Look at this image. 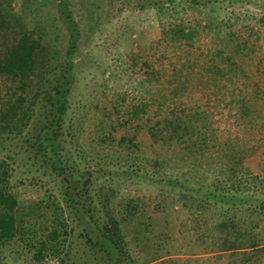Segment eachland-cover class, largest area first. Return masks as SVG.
<instances>
[{"label":"rangeland","instance_id":"1","mask_svg":"<svg viewBox=\"0 0 264 264\" xmlns=\"http://www.w3.org/2000/svg\"><path fill=\"white\" fill-rule=\"evenodd\" d=\"M38 1L40 8L32 11L31 18L35 20L42 14V7L50 11L52 44L61 51L67 37L66 26L56 13L53 0ZM157 1L161 0H67L80 30L75 57L77 82L64 125L65 144L71 148L68 156L72 157L68 165L75 172L84 173L78 180L81 194L80 204L74 210L77 215L70 214L65 206L60 194L63 190L60 176L49 170L47 173L35 170L28 153L16 156L10 177V184L22 198L52 195L64 205L66 214L72 215L69 223L73 233L67 243L66 251L70 255L67 264H105V251L91 246L87 240L95 233L86 234L83 228L86 226L90 232L95 224L90 214L104 218L106 209L102 196L110 188L116 191L115 204L134 198L140 207L146 208L147 215L157 216L159 220L167 216L159 205L163 182L153 176L171 178L177 193H191L193 189L196 196L220 199L224 208L235 202L247 206L264 199V193H259L264 184L261 179L254 178L257 168L242 169L240 166L239 174H232L236 179L242 176L239 179L242 187L236 190L233 184L238 185V182L228 177L227 166L231 160L218 150L210 154L209 158L216 161L206 171L199 163L180 166L177 161L182 162L179 157L184 153L178 145L166 154L160 148L158 152L167 157L168 167L157 170V166H153L157 154L151 156L142 135L138 149L129 141L117 142L123 134L133 135L132 125L127 130L120 128L114 133V140L105 136L115 124L132 123L161 111L165 113L177 105L197 106L209 110L213 139L236 149L240 156L247 151L246 157L252 160L251 163L257 161L256 154L248 150L256 140L264 137V0H214L206 5L183 0L173 7L167 6L169 8L149 6ZM182 24L197 31L193 39L174 38L171 31ZM226 35L244 43L243 51L240 57L233 58V62H226L225 74L213 84L209 68L213 61H220L216 52L220 47L225 48L224 54L232 49L231 45L224 46L221 42L225 41ZM237 62L244 72L229 70L228 67H234ZM185 75L189 80L178 89ZM247 77L257 82V87L242 84L248 81ZM172 90H178L177 94L171 95ZM240 93L256 97L257 112L254 115L240 111L241 103L237 99ZM139 106L141 110L137 111ZM88 169L93 170L92 173L85 174ZM110 175H114V180ZM101 188H104L103 192ZM206 205L210 207L207 215L211 223L218 203ZM175 209L181 212L173 214L172 237L168 248H162V251L181 259L194 254H215L214 250L205 252L207 247L193 241L199 229L190 216H196L200 211L184 213L183 209L188 212L189 209L183 208V201L177 202ZM254 219L257 235H264V218L260 220L254 216ZM47 260L49 264L59 263L56 258Z\"/></svg>","mask_w":264,"mask_h":264},{"label":"trees","instance_id":"2","mask_svg":"<svg viewBox=\"0 0 264 264\" xmlns=\"http://www.w3.org/2000/svg\"><path fill=\"white\" fill-rule=\"evenodd\" d=\"M53 1L56 13L66 26L67 37L61 51H57L52 44L50 11L42 7L43 13L35 20L31 18L32 11L40 8L38 0H0V264H49L47 259L51 258L58 259V264L69 261L70 255L66 250L73 233L69 223L72 215L66 214L64 205L52 195L25 199L10 184L16 156L28 153L35 170L46 173L49 170V173L60 176L63 185L60 194L65 206L70 214L77 215L74 210L80 204L81 194L78 180L84 173L75 172L68 165L72 157L68 156L71 148L65 144L67 132L64 125L77 82L75 57L79 49L80 30L67 0ZM182 1L161 0L149 6L169 8ZM210 1L214 0H189V3L206 5ZM171 33L177 40H191L197 31L182 24L173 28ZM233 38L226 35L225 41L221 42L224 46L231 45L232 49L224 54L225 48L220 47L216 52L220 61L215 60L210 65L209 76L213 84H217L225 74L226 62H233V58L241 56L244 43ZM233 66L237 69L228 67L229 70L244 72L238 62ZM188 78L185 75L180 80L178 89ZM242 84L257 87V82L249 78ZM176 92L178 90H172L170 94L176 95ZM237 99L243 114L252 116L257 112L254 105L256 97L252 94L240 93ZM136 108L141 110L140 106ZM128 122L113 125L105 136L114 140V133L132 125L133 135L123 134L117 142L129 141L138 149L142 135L151 156L157 154L153 159L157 170L168 167L167 157L158 152L160 148L166 154L170 153L171 147L178 145L184 153L179 157L182 162L177 161L180 166L199 163L206 171L216 161L209 158L210 154L218 150L231 160L227 166L228 177L238 182V185L233 184L236 190L242 187L239 181L242 176L238 179L233 177L239 174L240 166L242 169L255 166L257 172L254 178L261 179L264 184V137L256 140L248 150L256 154L255 165L246 157V150L240 156L236 149L212 138L209 110L206 108L177 105L170 107L168 112L161 111L154 116ZM92 171L88 169L85 174ZM152 178L163 182L159 205L163 214H167L164 220L147 215L146 208L140 207L134 198L115 204L116 191L111 188L102 196L106 209L104 218L89 215L95 224L92 231L89 232L86 226L83 230L86 234L95 233L87 240L91 246L105 251V264H264V235H257V221L254 219V216L260 217V220L264 218V199L247 206L235 202L224 208L220 199H212L208 195L196 196L193 189H188L191 193H177L173 180L167 176ZM259 193H264V189L260 188ZM180 201H183V208L189 209V212L183 209L184 213L200 211L196 216H190L196 223V229H199L193 241L207 247L205 252L214 250L215 254H194L181 259L162 251V248H168L169 238L172 237L173 214L181 212L175 209V204ZM207 203L213 206L218 203L216 207H219H215L211 223ZM186 218L189 219V216ZM220 259L223 262L219 263Z\"/></svg>","mask_w":264,"mask_h":264}]
</instances>
